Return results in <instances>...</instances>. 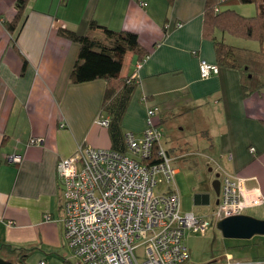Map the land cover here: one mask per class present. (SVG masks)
Masks as SVG:
<instances>
[{"label":"crops","instance_id":"1","mask_svg":"<svg viewBox=\"0 0 264 264\" xmlns=\"http://www.w3.org/2000/svg\"><path fill=\"white\" fill-rule=\"evenodd\" d=\"M25 1L22 22L10 33L4 23L15 16L16 0H0V246L16 249H0L2 258L25 250V264H72L56 165L80 145L110 148L111 140L97 123L106 81H70L79 47L58 29L84 34L91 20L135 33L144 50L141 60L129 50L121 57L118 76L136 80L123 132L142 136L148 106L156 124L188 109L207 120L198 107L213 99L222 123L208 146L222 169L243 178L245 195L262 196L254 205L264 214V88L243 97L238 71L226 67L200 76L201 60L216 63L213 41L203 34L205 0ZM92 33L103 36L101 28ZM16 154L19 161L9 160Z\"/></svg>","mask_w":264,"mask_h":264},{"label":"built area","instance_id":"2","mask_svg":"<svg viewBox=\"0 0 264 264\" xmlns=\"http://www.w3.org/2000/svg\"><path fill=\"white\" fill-rule=\"evenodd\" d=\"M218 71L216 63L199 62L202 78ZM155 114L152 107L146 108L141 137L125 134V153L80 145L56 165L64 236L81 264H184L189 257L183 241L186 230L203 234L215 220L239 214L242 207L263 199L257 193L245 195L243 178L217 164V209L206 216L181 212L172 182L174 157L161 144ZM97 123L107 126L108 120L99 117ZM8 158L19 161L21 155ZM212 264H264V259H236L230 254Z\"/></svg>","mask_w":264,"mask_h":264},{"label":"trees","instance_id":"3","mask_svg":"<svg viewBox=\"0 0 264 264\" xmlns=\"http://www.w3.org/2000/svg\"><path fill=\"white\" fill-rule=\"evenodd\" d=\"M230 1L253 4L256 12L252 16H244L231 6L233 3L228 4ZM25 2L16 0L15 16L11 21L4 23L10 33H13L18 23L22 22ZM203 14V34L213 41L218 67L238 71L243 97L264 88V0H205ZM95 28H101L103 36L94 35L92 31ZM58 33L78 43L77 58L70 72V81L82 83L97 78L106 81L101 102V112L104 115L100 117L108 120L106 127L111 140L110 148L125 153L127 145L122 130V119L135 90L136 80L130 75L118 76V72L124 52L133 51L139 60L142 59L144 50L138 42L137 35L130 31L109 29L94 20L89 22V31L84 34L67 28H59ZM225 34L256 40L259 42V49L251 50L229 44L224 40ZM25 64L24 60L23 68ZM165 150L171 155L168 149ZM154 154L155 150L153 153L155 157ZM0 249L9 253L16 250L9 246H0ZM27 254L28 252L23 250L19 252L17 258L6 260L11 264H25Z\"/></svg>","mask_w":264,"mask_h":264},{"label":"rangeland","instance_id":"4","mask_svg":"<svg viewBox=\"0 0 264 264\" xmlns=\"http://www.w3.org/2000/svg\"><path fill=\"white\" fill-rule=\"evenodd\" d=\"M233 8L244 16H252L256 12L255 6L250 3L233 5ZM224 40L246 49H259V42L253 39L225 34ZM212 100L207 99L198 107L207 115V120H204L206 117L201 118L202 112L197 109H188L187 114L182 116L171 114L168 120L163 119L156 125L161 132V144L170 151L171 156L174 157L172 165L178 169L173 175L172 182L179 193L180 211H193L197 216H206L218 207L211 184L215 173L218 172L216 168L218 162L208 145L211 135L214 137L220 129L222 118L218 106ZM207 127L210 130H207ZM209 166L211 170H208ZM161 189V186L157 187V190ZM205 194L209 196L208 203L200 198L195 199V196ZM261 208L260 204L247 206L240 212L260 218L264 216ZM215 223L216 220L203 234L185 231L183 241L188 248L189 257L184 264H212L215 261H223L230 254L236 259L264 258V235H254L251 238H227L222 236ZM64 247L68 260L72 264H77L79 258L66 243ZM136 254L140 259L142 249L138 248Z\"/></svg>","mask_w":264,"mask_h":264},{"label":"water","instance_id":"5","mask_svg":"<svg viewBox=\"0 0 264 264\" xmlns=\"http://www.w3.org/2000/svg\"><path fill=\"white\" fill-rule=\"evenodd\" d=\"M211 170V169H209ZM211 184L216 196L219 194V179L215 173ZM204 202L208 203V194L204 195ZM222 236L227 238H251L254 235H264V219L248 214H234L222 217L215 223ZM0 264H11L9 260L0 257Z\"/></svg>","mask_w":264,"mask_h":264},{"label":"flooded vegetation","instance_id":"6","mask_svg":"<svg viewBox=\"0 0 264 264\" xmlns=\"http://www.w3.org/2000/svg\"><path fill=\"white\" fill-rule=\"evenodd\" d=\"M210 167V166H209ZM211 168V167H210ZM218 174V173H217ZM208 200H209V197H208ZM216 202H217V196H216ZM248 259H253V258H248ZM264 259V258H263Z\"/></svg>","mask_w":264,"mask_h":264}]
</instances>
